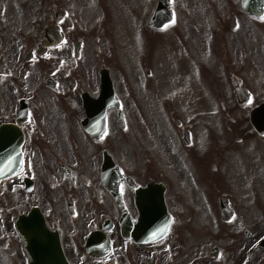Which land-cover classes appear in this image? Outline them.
Wrapping results in <instances>:
<instances>
[{
    "label": "flooded vegetation",
    "instance_id": "1",
    "mask_svg": "<svg viewBox=\"0 0 264 264\" xmlns=\"http://www.w3.org/2000/svg\"><path fill=\"white\" fill-rule=\"evenodd\" d=\"M156 1L0 0L1 256L264 264L261 19L188 0L157 27Z\"/></svg>",
    "mask_w": 264,
    "mask_h": 264
},
{
    "label": "water",
    "instance_id": "2",
    "mask_svg": "<svg viewBox=\"0 0 264 264\" xmlns=\"http://www.w3.org/2000/svg\"><path fill=\"white\" fill-rule=\"evenodd\" d=\"M242 5L252 15L262 16L264 14V0H242ZM172 17L173 11L171 8V0H159L153 13V22H167L172 19ZM259 115L263 116L261 113H259ZM252 120L259 130L264 132V118H256L254 115ZM5 163V161H2L0 166ZM44 257L47 264H69L58 243L55 245V243L53 244V242H49Z\"/></svg>",
    "mask_w": 264,
    "mask_h": 264
},
{
    "label": "rangeland",
    "instance_id": "3",
    "mask_svg": "<svg viewBox=\"0 0 264 264\" xmlns=\"http://www.w3.org/2000/svg\"><path fill=\"white\" fill-rule=\"evenodd\" d=\"M175 9H176V12H177V20L176 22L174 23L175 26H180V27H183V26H186L187 25V20H188V13L189 11H191V8L189 6V1L188 0H175ZM152 5V2L150 3ZM149 5V2L148 4ZM199 11H200V8L197 6L195 8V10L193 11V17L195 19H197V16L199 14ZM250 30V33H252L254 36H255V40L258 41V43L260 42V36H264V21H258L256 24H253L251 26V28H249ZM242 32L244 33L245 32V29L242 28ZM203 243H201L200 245V249H204L203 248ZM198 246H194L193 250L194 249H197ZM16 260L20 261L19 258H16ZM20 263V262H19ZM0 264H15L14 262V258L12 257H8V256H1V253H0Z\"/></svg>",
    "mask_w": 264,
    "mask_h": 264
},
{
    "label": "snow or ice",
    "instance_id": "4",
    "mask_svg": "<svg viewBox=\"0 0 264 264\" xmlns=\"http://www.w3.org/2000/svg\"><path fill=\"white\" fill-rule=\"evenodd\" d=\"M262 21H264V16H261V17H259ZM9 163H11V161H9ZM153 235H155V233L153 234Z\"/></svg>",
    "mask_w": 264,
    "mask_h": 264
}]
</instances>
